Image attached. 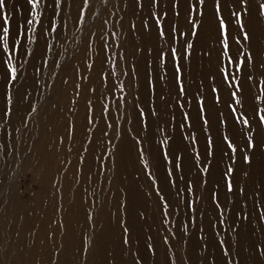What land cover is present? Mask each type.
<instances>
[{"label":"rangeland","instance_id":"obj_1","mask_svg":"<svg viewBox=\"0 0 264 264\" xmlns=\"http://www.w3.org/2000/svg\"><path fill=\"white\" fill-rule=\"evenodd\" d=\"M261 4L4 0L0 264H264Z\"/></svg>","mask_w":264,"mask_h":264},{"label":"snow or ice","instance_id":"obj_2","mask_svg":"<svg viewBox=\"0 0 264 264\" xmlns=\"http://www.w3.org/2000/svg\"><path fill=\"white\" fill-rule=\"evenodd\" d=\"M200 3H203V0H200ZM27 4L30 5L31 10L34 12L35 9H37L39 7L40 0H27ZM3 7H4V0H0V9H2ZM217 11H219V9H217ZM260 15L264 16V4H261L260 5ZM25 23L28 24V25H31L33 23V20L32 19H26L25 20ZM8 24H9V19H8L7 16H4L3 17V20H2V25H0V27H2V31H3V37H2V39H3L4 44H5V51L7 50V44H8V40H9V27H7ZM18 27L23 28L24 25H18ZM223 27H224V24H223V21H221L220 22V28H223ZM162 34L163 33H161V35ZM243 39L245 41L249 40V36H248L247 33L244 34ZM238 42L239 41H237V43ZM189 47H191V45H189ZM227 48H228L227 41H225V54H227ZM172 55L173 56L176 55L175 50H173ZM239 55H240V53L237 52L234 55L233 59H231L229 61V64H232V63H240V61H239ZM251 61H252V57H251V55H248L246 57L245 61H244L245 66H247L249 63H251ZM3 63H4L3 60L0 59V64H3ZM179 71H180V69L177 68L176 69V72H179ZM220 71L225 74L224 77H223L225 80L228 79L229 75H232L233 78H235V74L230 73L225 68H221ZM240 71H241V69L240 68H237V72H240ZM4 75H5V77H7L8 73L5 72ZM11 75H12V79H15L16 78V73H15V70L14 69L11 71ZM5 83H6V81H5ZM241 88H243V84H241ZM181 91H183V89H181ZM232 96H235V93H233ZM244 123L247 124V121H244ZM261 123L264 124V118H261ZM229 147H231V145H229ZM246 147L249 148V149H251V148L254 147V145L252 144L251 141H249L247 143ZM243 159H244V162L245 163L251 164V160H250V158L248 157L247 154L244 155ZM226 191L229 192V193H231V192L234 191L233 184L232 183H228L227 184Z\"/></svg>","mask_w":264,"mask_h":264}]
</instances>
